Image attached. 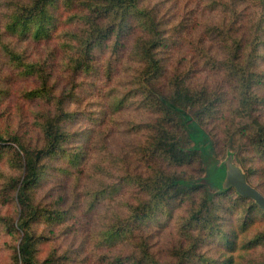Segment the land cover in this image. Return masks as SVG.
<instances>
[{
    "label": "trees",
    "instance_id": "1",
    "mask_svg": "<svg viewBox=\"0 0 264 264\" xmlns=\"http://www.w3.org/2000/svg\"><path fill=\"white\" fill-rule=\"evenodd\" d=\"M204 4L217 16L199 18L201 29L186 38L188 54L171 60L166 83L159 82V76L167 59L161 52L168 45V32L165 15L153 0H7L1 6L0 98L5 94V65L13 69V75L36 82L22 90V97L20 93L30 107L24 116L9 122L10 128L13 124L17 128L5 137L0 126V159L17 173L0 187V200L14 202L17 208L15 219L0 214V228L18 233L20 239L10 264H55L59 259L56 255L39 259L42 236L34 222L48 209L40 208L33 190L50 164L61 158L69 159L63 169H77L75 178L80 177L84 163L89 165L88 153L98 133L90 129L91 136H86L90 138L87 156L84 146L80 150L66 147L74 134L67 124L79 111L67 109L68 94L57 89L53 74L56 70L67 73L75 90L80 85L77 74L94 73L105 51L108 74L116 63H122L124 54L137 63L128 84L139 85L141 104L154 115L144 124L147 137L139 147L147 170L127 176L140 187L136 202L103 214L91 233L97 246L119 248L107 251V264H264V223L260 222L264 209L235 189L215 196L209 192L221 186L224 176V167L213 158L219 135L210 130L209 120L220 103L230 100L228 95L234 101L233 116L223 134L243 141L241 149L247 153L243 160L250 163L246 172L253 186L252 176L264 173V0H204ZM65 13L71 15L66 25ZM53 35L58 44L45 55H31L24 46L27 41ZM195 61L211 69L218 79L195 82ZM145 82L150 88L143 86ZM134 92L131 88L113 96V107L120 109L129 103ZM41 100L49 104L50 108H43L47 111H36L34 103ZM186 109L193 111L189 128L181 115ZM30 124L41 135V145L26 144L27 138L20 133ZM194 163L199 165L198 173L187 169ZM203 174L207 183L195 180ZM106 191L94 197L95 203ZM184 203L187 206L175 224L179 240L172 246L170 261L162 262L154 254L148 234H139V239L135 232L143 230V222L160 219L163 213L170 215ZM240 206L245 217L238 215ZM60 215L50 214L52 220ZM120 240L129 244L127 249H120Z\"/></svg>",
    "mask_w": 264,
    "mask_h": 264
},
{
    "label": "rangeland",
    "instance_id": "2",
    "mask_svg": "<svg viewBox=\"0 0 264 264\" xmlns=\"http://www.w3.org/2000/svg\"><path fill=\"white\" fill-rule=\"evenodd\" d=\"M5 1L7 0H0V16L2 15L1 6L5 5ZM153 2L160 7V14L165 15L164 28L168 32V45L161 52L163 58L167 57V59L164 60L165 67L159 76V82L166 83L171 60L177 55L188 54L189 45L186 38L194 37L201 29L199 18H215L217 14L206 7L204 0H153ZM62 17L66 25V19L71 15L65 13ZM50 33L52 34V31ZM57 44V38L53 35L50 39L45 37L40 41H27L24 46L27 47L29 54L40 56L45 55L49 49L53 51ZM129 49L130 46L126 51ZM106 56V51L104 54L101 53L97 70L94 73L79 72L77 74L80 85L75 90H72L74 85L67 73L56 70L53 74L57 89L68 94L67 109L79 111L78 116L67 124L68 129L74 134L66 142V147L80 150L81 146H84L86 151L83 154L87 156V144L90 138L86 136L91 134L90 129H94V133L97 132L98 135L90 146L89 165L87 167V163H84L85 170L80 177L75 178L77 169H63L64 166H68L69 159L61 158L50 164L47 172L34 187L33 195H35L37 204L40 208L48 209L38 217L39 221L34 222L37 234L42 236L40 249H38V256L42 261L48 256L56 255L59 259L55 261V264H107V259H105L107 251L113 252L119 248L97 246L91 233L99 226L103 214L110 213L112 210L115 212L122 210L126 202H136L140 193V187L129 182L127 176L136 173L143 174L147 170L146 158L140 155L139 147L147 137L144 124L154 115L149 108L141 104V94L136 90L139 85L128 84L132 82V74H134V68L138 67L137 63L124 54L122 63L120 65L116 63L114 69L108 74L107 59L104 60ZM194 65L197 67L195 82L203 81L204 78H209L210 82L218 79L211 73V69L204 68L199 61H195ZM11 71L13 69L11 70L7 65L2 68V85L5 94L2 99L0 98V126L5 137L10 135L12 128H17V124H13L10 128L9 122H14L16 117L24 116L30 107V102H24L21 99L22 90L36 85L32 78L18 77ZM144 84L143 86L150 88L146 82ZM131 88L135 89L134 98L120 109L113 107L112 97L121 92H128ZM228 99H230L228 102L220 103L214 117L209 120L210 130L219 135L216 148L213 150V158L220 163L232 153L235 162L246 172V165L250 163L243 160L247 154L241 149L243 141L227 139L223 134L233 116L232 95H228ZM34 105L37 107L36 111H47L43 108H50L49 104H44L42 100ZM181 115L189 128L193 119V111L191 109L182 110ZM240 121L237 119V122ZM20 133L27 138L26 144L41 145V135L31 124L26 125ZM6 143L12 144L13 142L7 140ZM205 164L204 162L203 169L204 166L206 167ZM252 165L256 166V164ZM187 169L198 173L199 165L194 163ZM204 174L196 177L195 180H201ZM11 175H17L16 171L4 159H0V187ZM251 179L252 183L264 193L263 171L255 173ZM103 190H107L106 193L101 194L99 202L95 203L94 197ZM209 192L213 196L221 193L212 188ZM231 194L233 197L237 196L234 191ZM186 206L187 203H184L182 207H176L170 215L163 213L160 219L143 222V230L137 229L135 232L139 239L141 237L139 234H148L147 239H149L152 250L162 262L170 261L172 246L179 240V231L175 224ZM55 212L61 213L60 219L52 220L50 214ZM0 214L5 218L10 216L15 219L16 204L14 202L3 203L0 200ZM238 215L246 216L242 206L239 207ZM260 222L264 223L263 220ZM148 225L150 226L147 231L146 226ZM217 240H222V237ZM19 241L18 233L13 235L8 232L7 228H0V264L11 263ZM118 243H123L121 247L119 246L120 249L125 250L129 246L126 241L120 240Z\"/></svg>",
    "mask_w": 264,
    "mask_h": 264
},
{
    "label": "water",
    "instance_id": "3",
    "mask_svg": "<svg viewBox=\"0 0 264 264\" xmlns=\"http://www.w3.org/2000/svg\"><path fill=\"white\" fill-rule=\"evenodd\" d=\"M219 164L224 167V176L221 180V186L212 187V189L220 192L235 189L238 194L249 197L264 209V194L249 182L247 173L235 162L234 155L230 153ZM197 181L202 183L208 182L206 176Z\"/></svg>",
    "mask_w": 264,
    "mask_h": 264
}]
</instances>
